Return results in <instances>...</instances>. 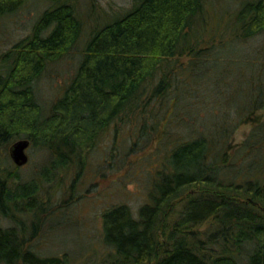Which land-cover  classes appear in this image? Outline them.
I'll list each match as a JSON object with an SVG mask.
<instances>
[{
  "label": "trees",
  "instance_id": "16d2710c",
  "mask_svg": "<svg viewBox=\"0 0 264 264\" xmlns=\"http://www.w3.org/2000/svg\"><path fill=\"white\" fill-rule=\"evenodd\" d=\"M27 1L0 0V16ZM48 1L0 53V264H86L34 248L51 212L42 183L63 186L72 167V191L85 152L119 129L125 154L156 143L153 166L135 213L126 201L102 211L106 249L89 264H264V44L243 48L264 31V0H133L90 17L74 73L45 106L35 80L84 30L77 0ZM232 75L235 116L198 117L221 105L214 96ZM19 137L44 155L38 179H20L8 150Z\"/></svg>",
  "mask_w": 264,
  "mask_h": 264
},
{
  "label": "rangeland",
  "instance_id": "374dc122",
  "mask_svg": "<svg viewBox=\"0 0 264 264\" xmlns=\"http://www.w3.org/2000/svg\"><path fill=\"white\" fill-rule=\"evenodd\" d=\"M132 1H76L77 9L84 18V30L79 41L58 59L49 61L46 70L34 82L38 98L45 106L60 95L62 84L74 73L81 54L80 48L84 43L85 30L91 23L90 17L96 15L100 22L111 17L105 15L104 11L111 12L126 8ZM216 2L222 6L231 5V3L233 6L234 4L233 0H216ZM48 4V0H28L17 10L0 16V53L29 32L35 16ZM209 6L211 25H213L217 23L218 16L215 14L217 7L213 9L211 5ZM262 44H264V31L250 39L246 44L247 47L244 45V52ZM235 77L236 75H232V78L228 76V83H220V90L216 91L214 97L221 101V105L216 106L212 111L201 110L202 115L198 117L204 120L208 116L218 119L224 114L235 116L234 104L231 102V96L235 93L236 82L232 81ZM242 89L243 92L247 91L246 88ZM229 103L230 106H227ZM258 112L261 117H264V108H258ZM251 128L252 123L250 122L239 124L233 131V140L240 142L249 134ZM127 134L119 129L115 136L110 130L100 136L97 143L85 152L84 167L75 176L72 191L68 187L71 177L75 175L72 167L58 174L63 178V186L59 184V187L55 188L52 182L42 183L44 188L52 194H41L44 198L46 195L49 197V200L45 198L47 201L45 204L48 206L46 210L49 209L51 212L43 219L41 228L32 240L34 248L40 253H61L67 250L75 262L92 263L96 257L99 259L106 249L101 240L102 211L112 203L126 201L135 213L136 208L145 198L144 184L153 166L150 160H152V145L156 143L150 141L146 148L133 150L128 155L125 154L128 146L123 147V144H126L124 142ZM108 149L112 150V155L107 157ZM26 152L27 161L17 168L20 179L25 180L32 177L38 179L37 170L43 163L44 155L40 149H34L30 144L26 147ZM141 156L146 158L148 163H142L140 159L143 157ZM65 188L69 190V194L63 191ZM200 227L203 228L204 224Z\"/></svg>",
  "mask_w": 264,
  "mask_h": 264
},
{
  "label": "water",
  "instance_id": "95a60500",
  "mask_svg": "<svg viewBox=\"0 0 264 264\" xmlns=\"http://www.w3.org/2000/svg\"><path fill=\"white\" fill-rule=\"evenodd\" d=\"M28 144L29 139L27 137L16 138L10 143L8 147L9 154L16 164L21 165L27 161L28 154L26 152V147Z\"/></svg>",
  "mask_w": 264,
  "mask_h": 264
}]
</instances>
